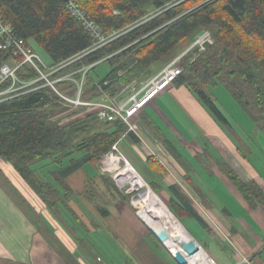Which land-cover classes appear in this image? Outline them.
<instances>
[{
    "label": "trees",
    "instance_id": "trees-1",
    "mask_svg": "<svg viewBox=\"0 0 264 264\" xmlns=\"http://www.w3.org/2000/svg\"><path fill=\"white\" fill-rule=\"evenodd\" d=\"M76 1L103 32L117 31L119 35L74 60L91 46L93 39L67 10L66 0H0L3 18L19 37L32 39L42 47L51 59L50 65L73 60L52 75L56 78L71 74L69 79L56 83L59 91L74 97L76 81L82 79L83 100L101 102L115 97L133 82L139 84L152 76L157 66L176 57L183 42L191 44L206 30L212 42L206 43L202 52L192 48L183 54L176 61L181 72L168 85L187 87L223 127L230 121L208 89L221 84L264 133V0ZM9 61V53L0 50V67ZM103 62H108L110 69L96 81L91 72ZM84 67L85 73L81 71ZM16 76L24 82L36 78L37 72L22 65ZM10 84L11 80L2 83L0 91ZM68 108L49 86L0 99V163L11 164L25 188L51 210L79 220L71 202L80 195L100 219H105L112 205L105 201L99 185L103 182L110 188V180L100 172L99 160L124 136H131L134 142L138 137L123 120H101L96 110L58 122L57 115ZM154 131L162 149L183 162L172 141L163 138L158 129ZM148 160L165 169L158 160ZM86 164L98 168L97 175L87 176L82 192L76 196L66 177ZM220 169L252 207L264 206V193L256 181L244 179L227 162H221ZM146 182L157 194L155 189L160 186ZM165 189L168 198L164 203L180 223L179 216H186L210 231L183 182ZM115 191L120 200L129 202L130 195L124 190ZM149 236L163 248L151 232Z\"/></svg>",
    "mask_w": 264,
    "mask_h": 264
},
{
    "label": "crops",
    "instance_id": "crops-1",
    "mask_svg": "<svg viewBox=\"0 0 264 264\" xmlns=\"http://www.w3.org/2000/svg\"><path fill=\"white\" fill-rule=\"evenodd\" d=\"M236 109L223 111L230 125L222 127L187 87L168 85L130 117L138 141L129 135L120 141L131 139L144 161L151 163L152 158L170 166L167 173L151 163L158 170L150 182L157 180L164 191L183 182L216 242L231 235L239 250L264 264V206L252 207L220 169V163L227 162L244 179L256 181L264 193V133L241 108ZM157 129L176 146L183 162L162 149ZM1 164L0 264H113L125 255L132 264H162L148 226L129 202H111L109 215L100 219L79 195L71 202L76 220L43 205L24 189L11 164ZM87 165L66 177L76 196L87 176L97 175L96 168ZM114 252L122 258L115 259ZM227 253L230 264H235L236 251Z\"/></svg>",
    "mask_w": 264,
    "mask_h": 264
},
{
    "label": "built area",
    "instance_id": "built-area-1",
    "mask_svg": "<svg viewBox=\"0 0 264 264\" xmlns=\"http://www.w3.org/2000/svg\"><path fill=\"white\" fill-rule=\"evenodd\" d=\"M67 10L82 24L92 36L93 42L91 46L81 55L74 58L78 59L83 54L89 53L95 49H98L109 41L113 40L119 35L117 31H111L105 33L102 31L96 21L90 16V14L83 8L76 0H66ZM212 37L208 31H203L196 36L195 40L188 46L185 52L192 48H198L199 52L205 50L206 43H211ZM0 50L9 53L10 61L4 63L0 67V85L8 80H11V84L0 91V99H7L13 95L29 91L42 86L51 87L63 100L66 106L73 109H84V110H96L99 119L104 121H113L121 119L128 125V130H133L134 126L129 124V118L133 116L142 106L157 92L162 90L168 84H170L177 75L180 74L181 68L176 65L177 57L169 65H167L159 74L153 77L149 82L145 83L144 87L147 88L143 94L142 92L134 93L126 96L124 93L130 88H125L120 94L115 97H107L105 101L94 102L83 100L81 95L82 79L76 81L77 93L74 97L67 96L62 93L56 87V83L62 80L69 79L71 74L54 78L52 75L62 69L65 65L70 63L63 62L60 64L50 65L45 63L39 55L32 49L28 41L19 37L13 30L12 25L2 16L0 10ZM22 65H28L37 72V77L29 81H20L16 76V71ZM87 70V67L81 69L83 73ZM41 83L40 85H38ZM135 84V82H133ZM132 84V85H133ZM140 94H142L140 96ZM122 95H125L123 99H120ZM118 151L117 143L112 146L111 151ZM125 160V159H124ZM126 161V160H125ZM127 162V161H126ZM128 163V162H127ZM161 164L165 170L171 172L166 163L163 161ZM223 237H228L223 235ZM234 246L238 259L235 264H258V259L252 256L245 255L235 243L229 239ZM209 256V255H208ZM211 264H217V262L209 256Z\"/></svg>",
    "mask_w": 264,
    "mask_h": 264
},
{
    "label": "rangeland",
    "instance_id": "rangeland-1",
    "mask_svg": "<svg viewBox=\"0 0 264 264\" xmlns=\"http://www.w3.org/2000/svg\"><path fill=\"white\" fill-rule=\"evenodd\" d=\"M28 43L32 47V49L39 55V57L45 63H47V64L51 63V59L48 56V54L43 50L42 47L37 45L34 40L29 39ZM188 43H190V42H187V41L183 42L179 46V48H177V53L174 54V56L176 55V57L174 59L169 60V58H168V61L166 63H164V64L162 63L163 65L160 64L159 66L156 67V69H155L156 71L152 76H150V77L146 78L145 80L139 82V84H137V82H135V84H137V85H135V84L131 85L130 88L124 94L127 96L128 93L134 94L137 92H139V93H141L142 91L144 92L147 89L144 87L145 83L149 82L153 77H155L157 74H159V72H161V70H163V68H165L167 65H169L177 57H179V58L182 57L183 54L186 53L185 51L188 48V46H190V44H188ZM170 58H173V57L171 56ZM109 69H110L109 63L103 62V63H101L95 67L94 71L91 72V75L97 81L99 78L103 77L109 71ZM208 89H209V91L212 92L213 95H215L216 100H217L216 103L220 107V109H222L223 111H225L226 109L237 110L236 109L237 107L240 108L236 104L235 100L231 97V95L225 89V87L223 85L217 84L215 86L209 87ZM143 92H142V94H143ZM142 94H140V96ZM235 104L237 107L235 106ZM88 111L89 110L68 108V110H66L65 112L57 115L56 120L58 122H67L68 120H71L77 116H80L82 113H85ZM129 123H131V124L133 123L132 118L129 119ZM130 141H131V139H129V138H125V139L119 141V143L117 144L118 151H114V150L111 151L112 150V148H111V150L108 153H106L105 155H103L101 157V159L99 160L98 166H99L100 172L104 176H107L110 180L109 184H108V185H110V188H107L108 186L105 183L101 182L99 185L100 186L99 189H101V194L104 195L105 201L108 203H111V202H114L116 200H120L116 195H114V194H116L115 190H117V191L121 190V189L124 190L123 187L125 185H128V189L124 190V192L130 195L129 203L132 204V207L134 209L135 214H136V212H138L141 219L148 226H150L146 222L145 218L142 215H140V213H139L140 208H139V204L137 201L138 196H139V190L134 189L129 183L128 184L124 183L125 185H120L121 183L116 178V174L119 172V169L124 167L126 164L124 159H126L129 162V164L134 168V170L139 173V175L141 176L142 179L144 178L149 183H151L150 181H151V179H153V175H154L155 170H158L155 168V166L153 168L152 167L153 165H151V163L146 162L142 158L139 157V155H138L139 153L136 151L134 145L131 144ZM151 153H153V151ZM38 164L39 163H36L34 166L37 167ZM155 164L158 165L157 162H155ZM1 166L3 167L4 164H1ZM86 166L88 167L87 164H86ZM167 166L170 169V166L169 165H167ZM96 170L98 171V168H96ZM167 173H169V172H167ZM145 180H143L146 183L145 186L150 187V185ZM172 180H173V178H172ZM154 182H156V184H158V186H160L159 188L156 187L155 190H156L157 194L155 192H154V194L163 203H164V201L167 203L166 192L163 190V188L161 187V184L157 180H154ZM24 189L28 192V190L25 188V186H24ZM110 189H112V190L110 191ZM150 189H151V187H150ZM110 192H112V193H110ZM28 195H31V193H28ZM112 196H113V201H112ZM22 200H23V204L26 205L27 204L26 200L24 198ZM179 219L181 221V223H180L181 226L182 225L184 226V227L182 226L184 228V230L186 229L193 236V238L196 239V241H198L200 243V246L207 253V255L214 258V260L217 262V264H230V259H229L227 251H236L234 246L232 245L231 241L229 240V239H231L235 243V241H234L235 238L233 236L230 235L228 237H225L223 240H220L221 243H218L194 219L186 217V216H179ZM153 244H154V249L156 250V253L160 257V259H162V260H160V262L162 264H175L174 261H172L170 259V257L168 256L169 251H168L167 247H165V245L162 244L163 245V248H162L161 246H159L157 244V242L155 240H153ZM221 244H222V246H221ZM114 251H115V248H114ZM114 257H115V259H117V258L121 259L122 258L121 253L117 254L116 252H114ZM163 258H167V261L164 260ZM113 264H132V263L129 259H127L126 255H125L124 258H122V260H120L119 263L113 262Z\"/></svg>",
    "mask_w": 264,
    "mask_h": 264
},
{
    "label": "bare ground",
    "instance_id": "bare-ground-1",
    "mask_svg": "<svg viewBox=\"0 0 264 264\" xmlns=\"http://www.w3.org/2000/svg\"><path fill=\"white\" fill-rule=\"evenodd\" d=\"M116 178L121 183L120 185L129 183L134 189L139 190L138 200L136 199L140 208L139 213L145 218L146 222L150 225L149 227L156 231L158 235H162L163 233L166 236L163 237L162 241L167 249L171 251L180 250L187 258L186 264H211L209 256L203 249H200L194 255H186L181 247V241L187 240L190 237L189 234L167 206L149 187L145 186L144 179L141 178L129 163L126 162L125 166L119 169ZM176 236L179 237V240L173 241V238Z\"/></svg>",
    "mask_w": 264,
    "mask_h": 264
},
{
    "label": "water",
    "instance_id": "water-1",
    "mask_svg": "<svg viewBox=\"0 0 264 264\" xmlns=\"http://www.w3.org/2000/svg\"><path fill=\"white\" fill-rule=\"evenodd\" d=\"M126 162V161H125ZM128 186H124V190L127 189ZM183 226V225H182ZM184 227V226H183ZM149 231L156 237V239L163 244V237L164 234L162 233V235H158L156 233V231H154L151 227H149ZM186 230V229H185ZM187 231V230H186ZM187 233L189 234V238L187 240H183L181 241V247L184 250V252L186 253V255L191 256L194 255L195 253H197L200 249H203L200 244L193 238V236L187 231ZM179 237L176 236L173 238V241H178ZM164 245V244H163ZM169 254L171 255V257L173 258V260L177 263V264H186L187 263V258L186 256L180 251V250H176V251H171L169 250Z\"/></svg>",
    "mask_w": 264,
    "mask_h": 264
}]
</instances>
